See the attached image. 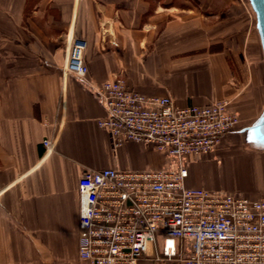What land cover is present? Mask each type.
Returning a JSON list of instances; mask_svg holds the SVG:
<instances>
[{"label": "crops", "instance_id": "0c3cea01", "mask_svg": "<svg viewBox=\"0 0 264 264\" xmlns=\"http://www.w3.org/2000/svg\"><path fill=\"white\" fill-rule=\"evenodd\" d=\"M251 17L244 0H0V264H88L77 255L83 170L176 165L147 143L116 146L98 126L95 92L64 70L74 38L97 86L121 75L178 106L227 99L239 123L182 159L185 184L264 198V147L239 132L264 105Z\"/></svg>", "mask_w": 264, "mask_h": 264}, {"label": "built area", "instance_id": "2783aa9c", "mask_svg": "<svg viewBox=\"0 0 264 264\" xmlns=\"http://www.w3.org/2000/svg\"><path fill=\"white\" fill-rule=\"evenodd\" d=\"M82 39L70 41L66 73L83 79L104 109L97 119L113 144L147 143L176 160L154 171L84 169L77 181V255L88 264H264V198L185 184V156L212 151L239 123L227 99L178 106L116 75L86 79ZM45 148L51 145L43 139Z\"/></svg>", "mask_w": 264, "mask_h": 264}, {"label": "water", "instance_id": "95a60500", "mask_svg": "<svg viewBox=\"0 0 264 264\" xmlns=\"http://www.w3.org/2000/svg\"><path fill=\"white\" fill-rule=\"evenodd\" d=\"M255 18V30L258 36L261 58L264 68V0H247ZM239 132L249 143L264 147V105L257 118Z\"/></svg>", "mask_w": 264, "mask_h": 264}, {"label": "rangeland", "instance_id": "374dc122", "mask_svg": "<svg viewBox=\"0 0 264 264\" xmlns=\"http://www.w3.org/2000/svg\"><path fill=\"white\" fill-rule=\"evenodd\" d=\"M247 4V7L249 8L250 12H251V27H252V30L255 34V38L257 40L256 42V48L254 50V59L256 61V65L260 71V76H261V81H262V87H263V93H264V68H263V63H262V58H261V48H260V44H259V40H258V36H257V33H256V30H255V24H254V14L252 12V10L250 9L249 7V4H248V1L247 0H244ZM264 95V94H263ZM264 97V96H263ZM264 100V99H263Z\"/></svg>", "mask_w": 264, "mask_h": 264}, {"label": "bare ground", "instance_id": "6f19581e", "mask_svg": "<svg viewBox=\"0 0 264 264\" xmlns=\"http://www.w3.org/2000/svg\"><path fill=\"white\" fill-rule=\"evenodd\" d=\"M254 24H255V20H254ZM262 57V56H261Z\"/></svg>", "mask_w": 264, "mask_h": 264}]
</instances>
